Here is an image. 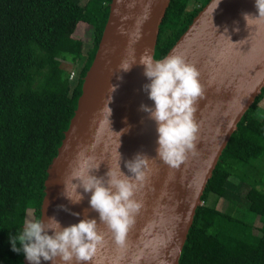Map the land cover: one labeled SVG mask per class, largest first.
Masks as SVG:
<instances>
[{"label": "water", "instance_id": "1", "mask_svg": "<svg viewBox=\"0 0 264 264\" xmlns=\"http://www.w3.org/2000/svg\"><path fill=\"white\" fill-rule=\"evenodd\" d=\"M170 3L112 0L77 109L47 170L42 218L55 215L63 226L77 223L85 215L97 219L104 239L86 264H180L196 211L203 205L202 197L223 151L264 88V20L248 25L242 15H258L254 0H219L218 6L217 0H210L167 53L183 56L200 73L203 96L194 114L199 125L194 151L178 166L156 156L155 123L140 109L142 103L152 105L153 101L142 88L148 78L139 56L147 48L155 57ZM133 56L137 62L131 69L119 70L120 62L131 61ZM111 85L116 86L112 93ZM121 129L127 130L116 133ZM81 150L101 162L99 169L93 170L98 176L118 165L127 174L124 161L137 152L149 157L151 172L135 193L142 207L123 243L114 240L98 212L91 209L90 193L78 204L63 195V181L76 166ZM61 204L71 212L57 207ZM24 264H28L25 258Z\"/></svg>", "mask_w": 264, "mask_h": 264}, {"label": "trees", "instance_id": "2", "mask_svg": "<svg viewBox=\"0 0 264 264\" xmlns=\"http://www.w3.org/2000/svg\"><path fill=\"white\" fill-rule=\"evenodd\" d=\"M209 1L171 0L155 57L167 55ZM111 2L0 0V264H24L8 234L41 216L47 170L77 109ZM86 26L94 30L90 45L77 37ZM261 94L223 151L180 264H264V88ZM242 184L249 188L243 201L219 210L228 189Z\"/></svg>", "mask_w": 264, "mask_h": 264}, {"label": "clouds", "instance_id": "3", "mask_svg": "<svg viewBox=\"0 0 264 264\" xmlns=\"http://www.w3.org/2000/svg\"><path fill=\"white\" fill-rule=\"evenodd\" d=\"M254 3L258 15L242 14L248 25L254 20H264V0H254ZM136 62L135 56L131 61L123 59L119 70L129 71ZM139 63L144 66V75L148 78L142 88L153 101L152 105L142 103L140 109L155 123L156 156L170 166H178L195 148L199 125L194 114L197 102L203 96L199 70L181 55L167 54L157 58L147 48L140 54ZM111 88L112 93L116 86L111 85ZM107 107L110 123L111 109ZM126 130L116 133L121 135ZM100 163L85 150L78 152L76 166L63 181V195L70 203L78 204L85 193H90L88 203L91 209L98 212L100 221L107 225L114 240L120 244L142 207V201L135 198V193L143 187L151 172L149 157L144 152H137L131 159H126L127 174L120 165L116 169L109 167L102 176L93 174ZM78 189H83V192ZM57 207L71 212L66 205ZM72 214L80 215L76 212ZM103 239V234L98 231L97 219L87 215L67 226H63L55 215L46 219L42 216L26 218L14 234H8L11 250L22 253L28 264H42V261L86 264L92 260Z\"/></svg>", "mask_w": 264, "mask_h": 264}, {"label": "rangeland", "instance_id": "4", "mask_svg": "<svg viewBox=\"0 0 264 264\" xmlns=\"http://www.w3.org/2000/svg\"><path fill=\"white\" fill-rule=\"evenodd\" d=\"M88 2V0H81L82 5H85ZM93 28L91 27H82L80 28V31L77 33V37H80L81 39H83L86 44H91L94 38V33H93ZM86 49H88V45L86 46ZM85 49V50H86ZM260 107L264 110V99L263 101H261L260 103ZM230 183L234 184V185H238V181L234 178L230 179ZM249 190L248 186L243 185L241 186H237V187H230L228 189V193L227 196L221 200L218 201L217 203V208L221 211H225L227 210L228 206L231 203V200L235 199H241L239 201H243L242 198H244L246 192ZM262 226V224L260 223L259 220L256 221L255 227L256 230L255 232L257 234H260L259 232V228Z\"/></svg>", "mask_w": 264, "mask_h": 264}, {"label": "bare ground", "instance_id": "5", "mask_svg": "<svg viewBox=\"0 0 264 264\" xmlns=\"http://www.w3.org/2000/svg\"><path fill=\"white\" fill-rule=\"evenodd\" d=\"M262 95V94H261Z\"/></svg>", "mask_w": 264, "mask_h": 264}]
</instances>
